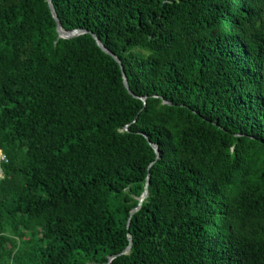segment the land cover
<instances>
[{"label":"trees","instance_id":"trees-1","mask_svg":"<svg viewBox=\"0 0 264 264\" xmlns=\"http://www.w3.org/2000/svg\"><path fill=\"white\" fill-rule=\"evenodd\" d=\"M52 1L146 103L0 0V264H264V0Z\"/></svg>","mask_w":264,"mask_h":264},{"label":"water","instance_id":"water-1","mask_svg":"<svg viewBox=\"0 0 264 264\" xmlns=\"http://www.w3.org/2000/svg\"><path fill=\"white\" fill-rule=\"evenodd\" d=\"M48 2V5H49V8L52 12V15L56 21V24H57V31H58V34H59V38H63V39H72V38H75V37H78L80 35H83V34H86V33H90L93 38L96 40L98 46L103 50L105 51L106 53L110 54L121 66V70H122V73H123V82H124V85L125 87L128 89L129 93L132 94L133 96L135 97H139V96H136L131 90H130V87H129V83H128V79H127V76H126V73H125V70H124V66L121 62V59L119 56H117L115 53H113L110 49H108L104 43L101 41V39L93 32H90L86 29H81V28H75V29H65L63 26H62V23H61V20L59 19L58 15H57V12H56V9H55V6L53 4V1L52 0H47ZM141 98L144 103H146V98H142V97H139ZM166 102V101H165ZM125 129H128V125L125 126ZM145 137L147 138L149 144L153 147V149L155 150L156 152V159H158L160 157V154H161V151H160V148H159V145L157 143H154L152 142L149 137H147L145 135ZM155 161H153L149 166H148V170H150V168L152 167V165L154 164ZM150 174L147 175V178H146V182H145V189L142 193V195L140 196L139 198V203L136 207H134L132 210H131V213H130V218H129V222H128V226L127 228L129 229V223H130V220H131V216L141 208L143 202L145 201V199L147 198L148 194H149V184H150ZM128 237H129V240H130V244L121 252V253H118V254H113L111 256H109V261L107 264H111V261L116 258L117 256L119 255H123V254H128L131 250V246H132V236L130 234H128Z\"/></svg>","mask_w":264,"mask_h":264},{"label":"built area","instance_id":"built-area-1","mask_svg":"<svg viewBox=\"0 0 264 264\" xmlns=\"http://www.w3.org/2000/svg\"><path fill=\"white\" fill-rule=\"evenodd\" d=\"M8 159L6 157L5 154H3L1 151H0V181L4 178L5 176V172H4V166H3V163L7 162Z\"/></svg>","mask_w":264,"mask_h":264}]
</instances>
